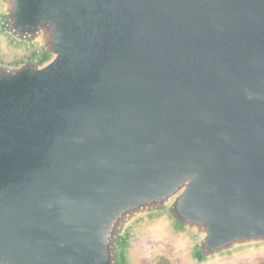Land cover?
Returning a JSON list of instances; mask_svg holds the SVG:
<instances>
[{"label": "water", "instance_id": "obj_1", "mask_svg": "<svg viewBox=\"0 0 264 264\" xmlns=\"http://www.w3.org/2000/svg\"><path fill=\"white\" fill-rule=\"evenodd\" d=\"M264 253V0H0V264Z\"/></svg>", "mask_w": 264, "mask_h": 264}, {"label": "rangeland", "instance_id": "obj_2", "mask_svg": "<svg viewBox=\"0 0 264 264\" xmlns=\"http://www.w3.org/2000/svg\"><path fill=\"white\" fill-rule=\"evenodd\" d=\"M161 257L168 259L170 264H186L181 243L165 239L159 230H150L136 245L129 258L131 264H158ZM231 264H264V253L248 255Z\"/></svg>", "mask_w": 264, "mask_h": 264}, {"label": "trees", "instance_id": "obj_3", "mask_svg": "<svg viewBox=\"0 0 264 264\" xmlns=\"http://www.w3.org/2000/svg\"><path fill=\"white\" fill-rule=\"evenodd\" d=\"M158 261V264H170V261L164 257H161Z\"/></svg>", "mask_w": 264, "mask_h": 264}]
</instances>
